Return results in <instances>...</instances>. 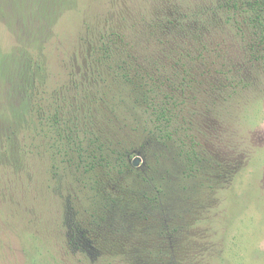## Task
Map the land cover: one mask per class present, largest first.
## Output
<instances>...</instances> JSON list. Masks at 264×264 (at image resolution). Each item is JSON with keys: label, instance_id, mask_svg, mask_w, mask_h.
<instances>
[{"label": "rangeland", "instance_id": "1", "mask_svg": "<svg viewBox=\"0 0 264 264\" xmlns=\"http://www.w3.org/2000/svg\"><path fill=\"white\" fill-rule=\"evenodd\" d=\"M252 1L0 0V264H264V46L228 11ZM103 43L113 66L134 67L135 88L152 77L176 97L200 153L193 179L120 115L104 125L115 150H130L129 175L54 178L52 90L89 85ZM24 48L39 99L12 89ZM3 107L22 110L19 126Z\"/></svg>", "mask_w": 264, "mask_h": 264}, {"label": "trees", "instance_id": "2", "mask_svg": "<svg viewBox=\"0 0 264 264\" xmlns=\"http://www.w3.org/2000/svg\"><path fill=\"white\" fill-rule=\"evenodd\" d=\"M236 4L235 0L232 6ZM242 4L238 10L234 7L228 10L232 12V18L229 20L233 21V24H239L238 30H241L242 37H245L244 27L255 30L260 39L258 44L264 46V0L247 2L244 6ZM37 45H32L34 54L40 53L41 46ZM92 53L88 57L89 70L86 69L85 72L92 70L97 77H91L89 85H85L76 77L68 87L57 84L52 90L51 114L46 121H49L48 125L54 135L50 150L56 181L62 182L63 177H66L65 179H74L87 187L89 179L92 181L97 178L99 171L108 172V175L117 173L120 176H127L133 171L126 163L130 150H115L105 130L104 123L109 125L113 116L118 115L125 120L134 119L135 123L138 121L147 133L173 150L176 158L187 168L184 173L186 178L193 179L195 174L199 173L195 161L199 159L200 153L197 150L198 144H195V137L190 133L191 128L178 123L176 97L159 92L154 84L160 81L152 77L151 80L141 77L144 84L140 89L135 88V78L132 77L134 67L126 62L117 67L113 66V51L106 43ZM34 54L31 56L24 48L21 55L26 58L25 66L18 76L21 77L22 83L12 85V89L25 91L30 100L35 98L36 90L39 99V83L36 79L41 78L33 77L36 76L33 71L36 68L33 66ZM66 92L75 96L74 102L65 96ZM27 98L23 110L30 106ZM5 109L7 114L4 123L12 124L9 127V130H12L19 126L23 118L22 110L15 107ZM111 201L110 198L104 200L107 203Z\"/></svg>", "mask_w": 264, "mask_h": 264}]
</instances>
